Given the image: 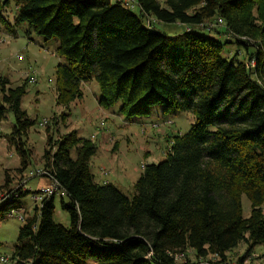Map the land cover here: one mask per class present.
<instances>
[{
    "label": "trees",
    "instance_id": "16d2710c",
    "mask_svg": "<svg viewBox=\"0 0 264 264\" xmlns=\"http://www.w3.org/2000/svg\"><path fill=\"white\" fill-rule=\"evenodd\" d=\"M13 1L0 0L6 29L14 31L5 15L14 4L16 23L27 21L29 33L58 40L65 59L57 64L58 104L69 110L83 97V83L95 78L99 103L121 100L129 117L148 116L158 103L165 119L181 110L196 117L188 131L174 135L166 158L144 165L133 196L95 179L92 139L76 129L57 139L49 133L42 168L69 196L61 202L71 222L56 221L55 195L45 198L19 227L15 264H177L170 251H188V260L214 253L226 259L242 243L235 258L247 263L264 242V0ZM159 22L184 30L169 34ZM202 28L244 44L255 65L222 56L223 42ZM30 74L15 86L0 75V116L14 114L9 138L23 164L30 151L24 137L37 120L22 107ZM21 191L2 198L0 219L22 207L29 189ZM243 193L251 200L249 215Z\"/></svg>",
    "mask_w": 264,
    "mask_h": 264
},
{
    "label": "rangeland",
    "instance_id": "374dc122",
    "mask_svg": "<svg viewBox=\"0 0 264 264\" xmlns=\"http://www.w3.org/2000/svg\"><path fill=\"white\" fill-rule=\"evenodd\" d=\"M14 6L10 5L5 11L14 31L6 29V23L0 21V75L8 77V85L15 86L22 83L29 72L36 73L37 81L28 84L22 107L27 110L30 117L37 120L28 128L24 137L25 146L30 151L27 152V163L25 161L23 164L19 150L9 138L15 125L14 114L12 111H5L0 116V184L8 183V186L0 189V201L12 193L14 188L22 189L21 192L29 189V192L21 197L23 208L21 210L26 216L34 214L36 207L41 205V201L33 197L34 190L51 184L50 177L35 171L46 163L44 152L45 148L49 147L48 135L52 133L57 139L72 129H76L80 136L92 139L98 146L90 162L95 179L99 180L101 175H105L101 168L105 166L107 160L112 159L117 171L123 174L121 185L117 183L119 188L127 195L133 196L136 193L135 183L144 168L143 164L158 162L167 157L174 135L188 131L196 121L194 112L181 110L168 115L170 118L165 119L163 104L158 103L153 105L148 116L129 117L120 109L121 100L111 107L99 103L102 92L95 78L83 83V97L72 102L68 110L64 105L58 104L56 99L57 64L65 60L56 51L58 40L55 37L45 39L35 31L29 33L27 29L30 26L27 21L16 23ZM206 21H208L206 24L214 25V20ZM159 23V27L169 34L184 30L181 24ZM199 30L223 42L222 56L229 59L238 57L246 60L251 67L255 65V60L248 59L244 44L231 40L227 34L213 29ZM243 38L250 37L245 35ZM63 111H68L69 114L62 115ZM46 118L48 121L42 124L41 121ZM71 153L76 157V147ZM107 170L110 176V169ZM9 186L10 189H7ZM62 197L65 201L69 200L67 194L62 195L60 192L55 194L54 219L70 225V214L62 206ZM242 204L244 214L249 215L251 200L246 193L242 194ZM23 222L24 220L18 216L0 219V255H8L11 260L9 264H15L11 255L17 243L19 227ZM245 247V243L236 247L233 257L237 258L244 252ZM254 254L247 263L264 264V242L255 246ZM86 264L97 263L89 259Z\"/></svg>",
    "mask_w": 264,
    "mask_h": 264
},
{
    "label": "built area",
    "instance_id": "2783aa9c",
    "mask_svg": "<svg viewBox=\"0 0 264 264\" xmlns=\"http://www.w3.org/2000/svg\"><path fill=\"white\" fill-rule=\"evenodd\" d=\"M127 5L134 6L136 3V0H123ZM189 28V27H188ZM22 57V54L19 55ZM254 61V59H252ZM30 73V72H29ZM37 75L36 73L30 74V81H36ZM47 121V119H44L41 123L44 124ZM145 164H143L144 166ZM106 167L101 168V172L103 174H107L108 170ZM35 171L39 172V174H46V170L42 167L37 168ZM51 184L50 185H43L39 189L34 190L33 197L34 199H37L41 201L40 207L43 205L44 199L47 197H50L52 195H55L56 193L60 192L62 195L66 194L65 190H63L55 178H51ZM22 208V207H21ZM21 208H12L11 211L8 212V216H18L20 219L24 220L26 218V215L21 210ZM23 209V208H22ZM187 252L188 251H175L170 253L172 256L179 261L177 264H247L246 262H241L236 258H221L217 253H214L213 255L209 257H203V258H195L193 260H188L187 258ZM10 257L8 255H0V264H9Z\"/></svg>",
    "mask_w": 264,
    "mask_h": 264
},
{
    "label": "crops",
    "instance_id": "0c3cea01",
    "mask_svg": "<svg viewBox=\"0 0 264 264\" xmlns=\"http://www.w3.org/2000/svg\"><path fill=\"white\" fill-rule=\"evenodd\" d=\"M104 167L110 169V176L108 174L109 172L107 173V175H101L102 177L99 179V181L110 180L118 186V184H120L121 177H123V174H120L117 171V167L115 166L114 161H112V159L107 160Z\"/></svg>",
    "mask_w": 264,
    "mask_h": 264
}]
</instances>
